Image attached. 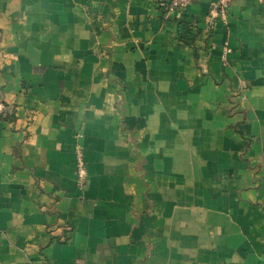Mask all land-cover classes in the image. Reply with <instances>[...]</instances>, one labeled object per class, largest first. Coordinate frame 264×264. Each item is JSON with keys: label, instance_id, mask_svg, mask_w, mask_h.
<instances>
[{"label": "crops", "instance_id": "crops-1", "mask_svg": "<svg viewBox=\"0 0 264 264\" xmlns=\"http://www.w3.org/2000/svg\"><path fill=\"white\" fill-rule=\"evenodd\" d=\"M213 1L0 0V264H264V0Z\"/></svg>", "mask_w": 264, "mask_h": 264}, {"label": "built area", "instance_id": "built-area-1", "mask_svg": "<svg viewBox=\"0 0 264 264\" xmlns=\"http://www.w3.org/2000/svg\"><path fill=\"white\" fill-rule=\"evenodd\" d=\"M193 0H167L169 11H184ZM232 0H214L212 2L214 14L220 20H224ZM9 110V105L1 98L0 94V116H4ZM76 176L78 184L84 186L87 181V168L82 150L76 147Z\"/></svg>", "mask_w": 264, "mask_h": 264}]
</instances>
